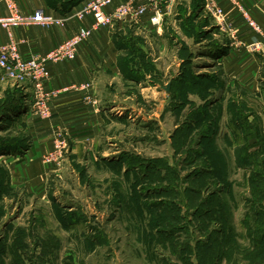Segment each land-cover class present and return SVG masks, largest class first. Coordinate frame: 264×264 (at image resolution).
I'll list each match as a JSON object with an SVG mask.
<instances>
[{
  "label": "rangeland",
  "instance_id": "obj_1",
  "mask_svg": "<svg viewBox=\"0 0 264 264\" xmlns=\"http://www.w3.org/2000/svg\"><path fill=\"white\" fill-rule=\"evenodd\" d=\"M47 1L54 10L68 11L88 2ZM199 31L191 23L183 41L181 33L172 32L170 47H157L151 39L157 68L142 61L134 69L141 78L152 74L149 83L130 80L139 74L123 73L121 66L126 82L115 79L107 86L109 116L102 143L76 148V157L65 142L57 144L63 142L59 137L40 156L36 127L30 124V117L40 116L27 108L11 115L0 111V264H184L183 257L197 264L201 251H209L204 244L215 257L231 237L241 243L224 246L215 264H249L247 231L260 223L264 231V215L253 213L251 192L264 183V132L248 133L245 139L247 133L228 125L216 99L223 68L207 54L216 47H204L207 57L197 56L202 54L196 47L200 36L210 37ZM123 43L125 54L131 48V55L142 60L145 52L135 38ZM0 74V109L6 101H18L15 92L25 100L29 96L12 82L27 83L35 103L30 79L18 82ZM86 83L91 89L80 91L89 99L93 83L77 87ZM234 91L255 105L263 98L261 90L256 94L237 85ZM49 92L52 115L55 92ZM223 94L227 97L228 90ZM259 113L264 127V107ZM206 114L213 131L207 130Z\"/></svg>",
  "mask_w": 264,
  "mask_h": 264
},
{
  "label": "crops",
  "instance_id": "obj_2",
  "mask_svg": "<svg viewBox=\"0 0 264 264\" xmlns=\"http://www.w3.org/2000/svg\"><path fill=\"white\" fill-rule=\"evenodd\" d=\"M9 2H14L18 12L26 16H30L34 9L39 6L45 7L49 13L55 16L68 12L67 10H54L51 6L50 8L47 0H0V17L9 15ZM213 2L223 9L228 22L222 23L206 7L205 0H198V7L195 8L197 13H195L194 18L189 17L195 12L193 11L194 0H183L170 5H166L160 0V9L164 11L160 25L153 27L146 19H144V22L113 20L106 29H100L93 33L79 45L75 59L49 63L45 85L47 90L55 92L50 104L52 108L51 118L41 120L36 119L34 116L33 118L30 117V124L36 127L33 130H36L38 134L36 136L40 141V156L43 152L52 149L56 137L65 142L68 151L71 148L70 154L73 157H76V148L84 147L87 144V146H90L92 141L102 143L103 125L109 116L106 102L109 98L107 86L113 84L115 79L121 81L122 84L126 82L123 79L124 75L121 74V66L125 67L126 70L123 73L126 72L127 74L131 70H137L139 68V66H136L137 63L142 61L151 64L153 69L157 68L156 47L155 44L151 43V39L156 41L157 47H170L172 46V40L175 38H173L172 32L175 34L181 33L180 40L183 41V38H185L182 37L185 34L183 31H187L191 23L198 25L200 28L199 33L205 32L208 33V36L210 35V37L200 36L201 43H198L196 47L199 51L201 50L202 54L197 52L199 53L197 54L198 57H207L202 55L204 47H211L210 44L216 45L222 50L215 58L218 59L217 64L223 68L221 85L216 89V92L220 94L215 98L219 100L218 106H220V102H225V106L221 107L224 108L223 115L227 112L226 120L232 131L236 130L232 124L234 108L244 115L246 125H255L259 131L264 132L261 116L259 115L264 107V49L261 51L250 49V46L260 37L258 33L248 27L244 17L239 12V6H242L248 11L250 19L264 31V0H213ZM111 9L112 7L108 8L109 11ZM90 21L91 17H86L82 22L71 19L63 27L54 26L51 28L21 25L11 27L10 32L13 39L18 42L22 54L27 57L33 52L46 53L56 44L75 34L82 25L89 24ZM196 28H194V31ZM168 33H171V36L168 37L166 35ZM194 35H197V33H194ZM194 35L190 34L186 38L191 40V36ZM130 36L137 40L138 47L145 52L142 60L131 55V48L126 54V50L122 49L124 47L123 41ZM162 36L168 37L166 41L162 40ZM7 41L8 33L0 26V45ZM207 54L211 56V53ZM165 70L167 71V68ZM165 76L166 72L160 78L163 79ZM141 77L143 75L140 76L139 74L138 78H130V80L149 83L147 78L153 79L154 76L148 74L145 78ZM85 82H92L94 85L92 90L94 95L89 99L84 98L83 91L75 88ZM237 85L250 89L256 94H261L259 91L261 90L263 92L261 102L257 101L258 104L255 105L248 102L247 99L237 96L234 91V87ZM10 86H15L23 93H29L21 108V111L26 110V108V111H29L31 109L30 104L33 105L29 85L27 83L19 85L15 83L13 85L12 82ZM224 90H228L227 97L223 94ZM238 125L239 122H237ZM38 141L35 142L36 146ZM65 151L67 150L63 151L64 158L66 157ZM63 157L58 158V160L63 159ZM227 243L230 249L231 246L239 245L241 241L239 237L236 239L231 237ZM233 257H235L234 254Z\"/></svg>",
  "mask_w": 264,
  "mask_h": 264
},
{
  "label": "built area",
  "instance_id": "obj_3",
  "mask_svg": "<svg viewBox=\"0 0 264 264\" xmlns=\"http://www.w3.org/2000/svg\"><path fill=\"white\" fill-rule=\"evenodd\" d=\"M88 2L78 9L69 10L63 15H53L45 7H36L30 16L21 15L14 2L8 3L9 15L0 17V26L8 33V41L0 45V72L2 75L12 80L21 82L31 80L34 85L35 103L31 111L40 116L41 119H49L51 111L48 107L50 94L44 86L46 71L49 63L58 61H70L75 59L79 45L90 37L93 33L103 27H107L113 20H131L135 22H144V19L151 26H158L162 23L164 11L160 9V0H87ZM166 5L178 3L181 0H161ZM206 7L222 21L228 22L224 16L223 9L213 0H205ZM112 7L109 11L108 8ZM239 12L244 17L248 27L258 33L259 40L254 42L250 49L252 51H261L264 49V31L254 23L249 17L248 11L239 6ZM86 17H91L89 24L82 25L78 32L69 38L61 41L58 45L50 48L46 53L33 52L25 57L19 48L17 41L13 39L10 32L11 27L21 25H37L40 27L51 28L54 26L63 27L71 19L83 21ZM76 89H91V84L86 83ZM43 96H47L43 97ZM63 141V140H62ZM63 142L57 143L63 145ZM57 145V147H58ZM65 145V143H64ZM60 149V147H58Z\"/></svg>",
  "mask_w": 264,
  "mask_h": 264
},
{
  "label": "trees",
  "instance_id": "obj_4",
  "mask_svg": "<svg viewBox=\"0 0 264 264\" xmlns=\"http://www.w3.org/2000/svg\"><path fill=\"white\" fill-rule=\"evenodd\" d=\"M197 2H198V0H194V4H193V9L194 10L193 11H195V12L193 14H191L193 16L196 15L195 14L196 13V9L195 8L198 7L197 6ZM210 46L211 47H216V45H213V44H211ZM217 46H219V45H217ZM219 48L220 47H216V49L213 52H211V56L213 55V57H216L217 58L218 57L217 55L222 52V50H220ZM187 64L188 63L183 64V68L184 67L186 68ZM182 72L185 73L186 72V69L184 71H182ZM129 74L132 75V76H134V77H137V75L139 73H138V71L136 72L135 70H131L130 73H128V75ZM182 82L184 84H188L184 80H182ZM192 85L193 84H190V86H192ZM219 85H221V84L219 83ZM16 91H20V90L16 88ZM13 95L14 96L16 95L14 98H15V100H18V101L15 102V103L14 102H11L10 103V101L4 102V104L2 106V109H0L1 112H4L3 115H11V114H14V113L18 112L19 110H21L22 105L24 104L23 103L24 99L21 98V95H19L18 92L13 93ZM205 95H207V94H205ZM219 107L221 108V106H219ZM233 112H234V120L232 121L233 127L236 128V131L237 132L242 131L244 133H247L245 135V139L248 138V133H258L259 132V130L257 129V127L255 125L254 126H249V125H246L245 124L244 115H242L240 111H236L233 108ZM207 117H208V115L206 114L204 116V122L206 124H208L209 127H211V129L208 128L207 130L208 131H211V130L213 131L214 130L213 129V126L212 125H209V123L212 124L213 122L210 121ZM237 122H239V125L238 126H237ZM239 128H240V130H239ZM19 148H22V147H19ZM262 180H264V179H262ZM258 184H261V183H258ZM262 185H263V187H258V188L252 187L251 188V192L253 193L252 194V196H253V199H252V201H253L252 202V205H253V213L256 214V215H258V216L264 215V203H262L264 201V183ZM230 190L231 189H229L228 191H230ZM226 191H227V189H226ZM255 198H260L261 204L259 202H257ZM258 209H260V210L258 211ZM221 235L224 236V230H223V232H221ZM247 235L250 238V241H251V244H252V249L245 251L246 252V259L248 260L249 264H264V231H263V225L260 223V224H257L255 226L251 227L250 229H248ZM224 245L226 247H228L227 246L228 245L227 242H222L221 243L220 254L218 255V253H217L215 255V257H214V255L212 254V250H211L212 247L209 245V243L204 244L202 248H206L209 251H208L207 254H204L203 251H201V255H200L201 257L200 258L198 257L197 260H196L197 264H215L216 261L220 260L221 255L222 254H225V253H222V251L224 249ZM237 246H239V245H237ZM181 261L184 264H187V263L189 264V260H187L184 257L181 258Z\"/></svg>",
  "mask_w": 264,
  "mask_h": 264
},
{
  "label": "water",
  "instance_id": "obj_5",
  "mask_svg": "<svg viewBox=\"0 0 264 264\" xmlns=\"http://www.w3.org/2000/svg\"><path fill=\"white\" fill-rule=\"evenodd\" d=\"M169 86H170V84H168V85L166 86V90H168V89H169Z\"/></svg>",
  "mask_w": 264,
  "mask_h": 264
}]
</instances>
